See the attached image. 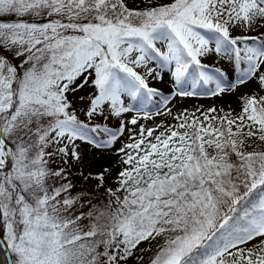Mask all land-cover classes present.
Returning a JSON list of instances; mask_svg holds the SVG:
<instances>
[{
	"label": "rangeland",
	"instance_id": "1",
	"mask_svg": "<svg viewBox=\"0 0 264 264\" xmlns=\"http://www.w3.org/2000/svg\"><path fill=\"white\" fill-rule=\"evenodd\" d=\"M205 24L240 46L254 43L257 63L244 83L201 33ZM157 29L162 38L151 35ZM254 38L264 41L257 0H0V117L14 162L0 175L5 242L14 246L20 216L27 227L16 264H179L199 247L264 182V51L240 43ZM179 45L198 65L229 74L231 86L212 97L180 93ZM116 67L170 102L149 113L125 93L103 96ZM71 119L106 128L108 145L70 129ZM190 131L206 183L188 195L143 189L188 165ZM225 134L249 162L230 159ZM204 264H264V230Z\"/></svg>",
	"mask_w": 264,
	"mask_h": 264
},
{
	"label": "trees",
	"instance_id": "2",
	"mask_svg": "<svg viewBox=\"0 0 264 264\" xmlns=\"http://www.w3.org/2000/svg\"><path fill=\"white\" fill-rule=\"evenodd\" d=\"M259 5L264 7V0H257ZM206 25V24H205ZM200 29L210 41L215 43L217 49L220 53L224 52L229 54L232 63L235 66V73L237 74V79L244 83L246 79L251 75L250 70L256 66V58L253 55L256 53L254 50V43L249 47L240 46L238 41H234L228 37L224 32H220L214 27H208ZM170 34V33H169ZM168 34V38L172 39L173 34ZM153 37H163L160 29L154 31L151 34ZM241 41V40H240ZM257 42L259 46L262 47L264 51V41L258 38L252 40L243 39L240 43L247 42ZM137 39L135 40V43ZM174 43L175 40L172 39ZM149 41L147 42L146 46ZM175 44V43H174ZM253 46V47H252ZM258 46V47H259ZM179 47L180 56V70L178 71L177 87L179 92L186 94L190 89V94L194 96L203 97L204 95L212 97L214 94L220 95L221 92L226 88L231 86L233 79L229 74L221 72L218 67L212 66L207 67L203 65H198L192 58L188 55L185 48L181 45ZM252 54L249 55L248 51ZM147 51L150 57L154 58L158 65L165 66L164 58L155 49V47L147 46ZM1 53V58L6 59L4 53ZM107 85L103 88V96L117 98L120 93H125L130 97L133 103V107L136 111H147V112H161L165 107L166 102H170L171 95L163 91H155L148 89L142 84L139 79H135L132 75L126 74L123 70L119 68H112L109 75L106 78ZM18 84L15 83L17 88ZM12 111L17 109V102L13 103ZM57 119V118H56ZM59 120V119H58ZM3 121L0 117V126L2 127ZM66 125L70 126V129L76 133H80L90 139L93 143L99 145H108L107 138L104 137L105 134L101 132H106V128L96 127L93 123H85L81 120H72L71 123ZM102 131H101V130ZM198 131H190L187 135L188 140H190V151H192V156L188 161V165L177 173L175 177L171 178L167 173L166 177H162L154 182L152 186L140 182L143 189H161L164 186H170L177 194H190L192 191L197 189V185H203L206 183L208 177V166L205 164L203 158V151L200 150L199 140L197 136ZM111 134V133H109ZM225 138V149H227L230 159L236 165H243L249 162L248 159L235 154L229 139L226 134L223 135ZM7 149V146H6ZM8 151V149H7ZM0 162H2V149L0 146ZM230 167V166H229ZM231 168V167H230ZM162 173L167 172L165 165L159 167ZM232 169V168H231ZM14 171V162L9 159L4 168H0V175L4 172ZM82 184L84 183L81 180ZM89 182H94L93 185H99V179L89 180ZM91 187V186H90ZM94 187V188H93ZM90 188V193L96 192V187ZM184 190H188L184 192ZM97 197V195H95ZM17 238L14 246L10 247V253L12 255L13 264L18 262L17 254L19 253L20 242L24 240L26 236L27 227L23 223V217L18 218ZM6 221L5 216L0 204V235L6 240ZM264 230V182L260 185L250 190V193L244 196L238 201V203L232 207L230 212L219 221L218 225L208 234V236L199 244V247L190 251L188 255L185 256L184 260L179 264H204L207 260L211 258L219 257L223 249L231 247L235 244L242 243L246 239H250L253 236L259 235ZM7 244V243H6ZM8 245V244H7ZM0 264H9L7 256L5 255L3 245L0 242Z\"/></svg>",
	"mask_w": 264,
	"mask_h": 264
},
{
	"label": "water",
	"instance_id": "3",
	"mask_svg": "<svg viewBox=\"0 0 264 264\" xmlns=\"http://www.w3.org/2000/svg\"><path fill=\"white\" fill-rule=\"evenodd\" d=\"M0 61H1V53H0ZM0 146L2 149V162H0V168L6 165V163L9 161L8 159V152L6 149V141L4 138L3 128L0 126ZM0 242L3 245L5 255L7 256L9 264H13L12 255L10 253V247L6 244L4 238L0 235Z\"/></svg>",
	"mask_w": 264,
	"mask_h": 264
}]
</instances>
